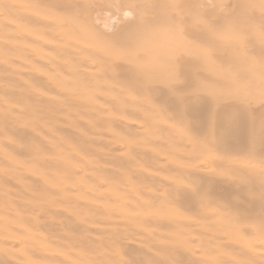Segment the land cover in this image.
<instances>
[{"label": "rangeland", "instance_id": "374dc122", "mask_svg": "<svg viewBox=\"0 0 264 264\" xmlns=\"http://www.w3.org/2000/svg\"><path fill=\"white\" fill-rule=\"evenodd\" d=\"M0 264H264V0H0Z\"/></svg>", "mask_w": 264, "mask_h": 264}, {"label": "bare ground", "instance_id": "6f19581e", "mask_svg": "<svg viewBox=\"0 0 264 264\" xmlns=\"http://www.w3.org/2000/svg\"><path fill=\"white\" fill-rule=\"evenodd\" d=\"M110 26V25H109ZM115 26V25H114Z\"/></svg>", "mask_w": 264, "mask_h": 264}]
</instances>
